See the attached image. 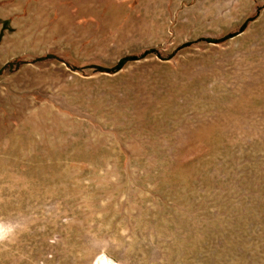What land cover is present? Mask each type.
<instances>
[{
    "label": "rangeland",
    "instance_id": "1",
    "mask_svg": "<svg viewBox=\"0 0 264 264\" xmlns=\"http://www.w3.org/2000/svg\"><path fill=\"white\" fill-rule=\"evenodd\" d=\"M106 262L264 264V0H0V264Z\"/></svg>",
    "mask_w": 264,
    "mask_h": 264
},
{
    "label": "trees",
    "instance_id": "2",
    "mask_svg": "<svg viewBox=\"0 0 264 264\" xmlns=\"http://www.w3.org/2000/svg\"><path fill=\"white\" fill-rule=\"evenodd\" d=\"M126 61H127V59L122 60V61L120 62V64L117 66L116 71L119 70V69L124 65V63H125Z\"/></svg>",
    "mask_w": 264,
    "mask_h": 264
},
{
    "label": "bare ground",
    "instance_id": "3",
    "mask_svg": "<svg viewBox=\"0 0 264 264\" xmlns=\"http://www.w3.org/2000/svg\"><path fill=\"white\" fill-rule=\"evenodd\" d=\"M104 264H108V263L106 262V263H104Z\"/></svg>",
    "mask_w": 264,
    "mask_h": 264
}]
</instances>
